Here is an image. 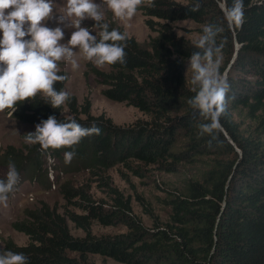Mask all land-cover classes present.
Masks as SVG:
<instances>
[{
    "label": "trees",
    "instance_id": "1",
    "mask_svg": "<svg viewBox=\"0 0 264 264\" xmlns=\"http://www.w3.org/2000/svg\"><path fill=\"white\" fill-rule=\"evenodd\" d=\"M227 2L231 6L232 0ZM154 3L155 7H149L145 0L140 7L146 24L155 32L146 42L113 21H104L109 30L115 28L126 34V64L117 62L105 70L88 61L86 70L106 85L104 95L136 106L149 118L133 125H117L104 113L92 114L90 99L81 103L67 91L68 72L61 69L58 74L67 79L56 82L54 87L67 91L70 101L53 108L38 93L18 102L14 113L8 109L11 116L28 123H40L50 115L58 121L71 116L84 127L95 122L100 134L84 137L71 148H50L46 152L39 144L29 146L27 152L9 145L0 150V164L8 166L11 161L21 176L34 180L45 176L46 186L52 185L47 153L70 173L100 172L120 163L129 164L132 159L175 170L177 163L198 154H213L211 165L201 179L189 178L184 189L168 199L167 220H162L142 199L144 211L152 219L150 225L135 213L131 199L116 187L111 185V200H107L95 197L88 187L65 182L60 186L68 201L64 210L45 201L36 208H27L23 218L14 220L12 226L24 232L28 242L18 244L6 238L0 252L23 253L28 264H97L89 253L127 264H264V141L261 136L243 134L232 111L246 107L264 132V0H244L245 22L231 29L217 0H200L198 11H192L195 0ZM184 19L194 20L201 34L206 24L224 27L227 63L223 71L235 53L236 40L239 42L226 74L230 87L226 112L220 119L235 144L222 128L215 139L199 134L198 125L208 121L188 104L196 92L188 84L185 65L198 49L194 41L175 29L176 21ZM65 108L70 115L63 114ZM180 136L185 140L181 148H176ZM67 151H75L70 164L64 160ZM69 220L85 234L72 233ZM95 221L124 224L128 229L97 235L92 233Z\"/></svg>",
    "mask_w": 264,
    "mask_h": 264
},
{
    "label": "clouds",
    "instance_id": "2",
    "mask_svg": "<svg viewBox=\"0 0 264 264\" xmlns=\"http://www.w3.org/2000/svg\"><path fill=\"white\" fill-rule=\"evenodd\" d=\"M146 2L147 6L155 7L154 0ZM144 3L145 0H101L99 4L95 0H66L65 14L57 16L54 13L55 0H0V112L11 109L14 113L18 102L34 98L38 93L53 108H60L70 101V94L57 91L54 84L67 79L58 74V62L70 61L73 69L79 67L74 58L76 50L98 68L117 62L126 64L127 36L118 29L109 30L102 8L106 7L115 18L124 21L130 20ZM217 4L230 29L242 27L245 22L244 0H232L231 6L227 0H217ZM199 7L200 0H195L192 11H198ZM73 17L74 22L68 19ZM89 18L95 22L91 30L81 26ZM48 20H55L57 26L48 27ZM64 28H74L75 31L66 43H61L65 37ZM93 29H99L98 34L92 35ZM224 31L221 24H206L199 39L193 42L198 50L187 61L196 92L188 104L208 121L198 125L199 134L213 139L222 128L220 119L226 112V95L230 87L227 76L220 72L226 45ZM100 131L95 122L91 127H84L74 117L58 121L50 115L35 125V131L25 134V142L39 144L41 151L46 152L50 148H71L82 138L99 135ZM74 157L75 151L65 152V163L70 164ZM56 165L54 176L48 174L52 185L56 184ZM19 181L20 174L10 161L6 178L0 179V204L7 206L8 196ZM0 264H28V258L23 253L3 251L0 252Z\"/></svg>",
    "mask_w": 264,
    "mask_h": 264
},
{
    "label": "rangeland",
    "instance_id": "3",
    "mask_svg": "<svg viewBox=\"0 0 264 264\" xmlns=\"http://www.w3.org/2000/svg\"><path fill=\"white\" fill-rule=\"evenodd\" d=\"M96 3H101V0H95ZM138 7L135 15L130 20L121 21L114 17L111 10L106 7L102 8L104 11V21H113L119 26L123 27L125 32L134 35L140 41L146 42L150 35L155 34L145 22L146 16L142 9ZM66 10V0H55L54 13L64 15ZM70 21L75 18H68ZM92 19H86L82 22V27H88L90 30L94 25ZM176 31L178 34H183L192 41L199 39L201 33L198 31L199 26L192 19H184L176 21ZM46 25L50 28L57 26L55 20L46 21ZM63 27V25H61ZM65 37L61 43H66L70 39L74 28H64ZM98 34L99 29H93L92 35ZM2 35V34H0ZM74 58L77 60L79 67L73 69L70 61L58 62L59 70H66L68 72V80L66 82L67 91L75 94L79 102L83 103L87 98L91 101V113L98 115L104 113L110 117L117 125H133L138 120L148 119L149 116L143 113L134 105H129L124 101H118L108 98L102 93V89L106 87L101 83L93 73L87 74V60L84 59L82 52L76 50ZM188 58L185 65V73L188 84L194 88L191 83L192 70L188 67ZM231 61V60H230ZM227 63V55L223 52L222 64L220 72L223 71ZM229 65V64H228ZM101 69L108 70V65ZM246 107H235L232 109L234 119L239 122L241 132L245 135L254 134V136H261L264 141V132L259 125V121L248 115ZM63 114L70 115L68 108H65ZM82 117L85 114H81ZM38 123H28L20 121L11 116V112L5 109L0 112V150L13 145L16 149L27 152L29 146L25 142V134L27 132L35 131V125ZM185 137L180 136L176 148H181ZM193 156V155H192ZM213 154H198L188 160H183L177 163L175 170H168L161 168L157 164H146L137 160H130L129 164H117L104 171L93 172L90 170H81L77 172H66L58 161L57 174L55 176V185L46 186V177L43 176L40 181L32 178L23 177L20 175L19 184L15 190L9 194L7 206L0 204V248L4 246L6 238L14 239L18 244H25L28 242V236L12 226V222L23 218L27 208H36L42 205V201L48 202L52 207H56L60 211L64 210V206L68 203L60 192L61 184L68 182L75 187L85 186L91 189L93 195L97 198H104L111 200L110 189L111 185L122 191L127 197L131 199L132 207L135 213L140 216L143 221L150 225L152 219L144 211L142 206V199L149 204L154 212L159 215L162 220L169 218L170 206L168 199L173 196L176 191H182L187 185L189 178H202L205 170L211 165ZM226 159V158H224ZM48 162V158L47 161ZM8 166L0 164V179L6 178ZM55 174V167H53V176ZM52 176V177H53ZM79 211V209H77ZM69 225L72 233L76 235H84L85 231L76 227L74 222L69 220ZM128 227L124 224L105 225L95 221L92 225V233L101 235L109 233L124 232ZM72 255L76 252H70ZM91 260L97 264H127L118 261L109 256H103L98 253H89Z\"/></svg>",
    "mask_w": 264,
    "mask_h": 264
},
{
    "label": "water",
    "instance_id": "4",
    "mask_svg": "<svg viewBox=\"0 0 264 264\" xmlns=\"http://www.w3.org/2000/svg\"><path fill=\"white\" fill-rule=\"evenodd\" d=\"M238 47H239V42L236 40V50H235V53H234V55H233V57H232V59H231L229 65H228L227 68H226V73H227V71L229 70V68H230V66H231V64H232V62L234 61V59H235V57H236V55H237ZM221 126H222V125H221ZM222 129L224 130V132H225V134L227 135L228 139H229L231 142H233V144H235V142H234L233 139L230 137V135L228 134V132H227V130L225 129V127L222 126Z\"/></svg>",
    "mask_w": 264,
    "mask_h": 264
},
{
    "label": "bare ground",
    "instance_id": "5",
    "mask_svg": "<svg viewBox=\"0 0 264 264\" xmlns=\"http://www.w3.org/2000/svg\"><path fill=\"white\" fill-rule=\"evenodd\" d=\"M48 174L52 177L53 176V167H55V162L50 158L48 157Z\"/></svg>",
    "mask_w": 264,
    "mask_h": 264
},
{
    "label": "built area",
    "instance_id": "6",
    "mask_svg": "<svg viewBox=\"0 0 264 264\" xmlns=\"http://www.w3.org/2000/svg\"><path fill=\"white\" fill-rule=\"evenodd\" d=\"M46 156H48L49 157V153H47V155Z\"/></svg>",
    "mask_w": 264,
    "mask_h": 264
}]
</instances>
